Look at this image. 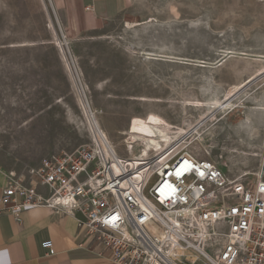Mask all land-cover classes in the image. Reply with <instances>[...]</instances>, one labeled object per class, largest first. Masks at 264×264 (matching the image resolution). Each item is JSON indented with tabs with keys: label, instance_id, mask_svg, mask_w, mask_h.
I'll return each instance as SVG.
<instances>
[{
	"label": "rangeland",
	"instance_id": "rangeland-1",
	"mask_svg": "<svg viewBox=\"0 0 264 264\" xmlns=\"http://www.w3.org/2000/svg\"><path fill=\"white\" fill-rule=\"evenodd\" d=\"M172 2L180 22L170 19ZM246 3L138 0L104 31L71 41L49 0H0V168L22 178L45 158L90 144L83 108L125 156L132 142L120 132L179 133L198 117L196 106L215 93L222 98L219 107H228L217 114V147L198 141L185 147L216 161L230 177L255 182L264 166V32L249 33L258 26L242 16L251 12ZM198 18L207 29L187 24ZM150 19L156 21L137 28L138 39L148 50L166 46L168 55L146 64L125 29ZM144 96L151 101H140ZM247 125L256 127L257 138L248 140ZM247 141L261 142L259 162L248 161L236 178L223 159L243 164ZM155 182L150 179L146 195Z\"/></svg>",
	"mask_w": 264,
	"mask_h": 264
},
{
	"label": "built area",
	"instance_id": "built-area-1",
	"mask_svg": "<svg viewBox=\"0 0 264 264\" xmlns=\"http://www.w3.org/2000/svg\"><path fill=\"white\" fill-rule=\"evenodd\" d=\"M95 126L97 141L31 169L33 185L9 176L0 216L79 212L78 227L110 252L111 264H264V181L232 178L187 147L122 156Z\"/></svg>",
	"mask_w": 264,
	"mask_h": 264
},
{
	"label": "crops",
	"instance_id": "crops-1",
	"mask_svg": "<svg viewBox=\"0 0 264 264\" xmlns=\"http://www.w3.org/2000/svg\"><path fill=\"white\" fill-rule=\"evenodd\" d=\"M58 16L62 35L68 40H83L104 31L110 23L127 16L138 0H49ZM245 5V4H244ZM249 24L264 32V0H248ZM244 24H247L244 22ZM33 185L29 174L21 178ZM12 179L0 168V196ZM38 192L44 188L38 187ZM79 212L73 215L54 214L48 208H28L17 216H0V264H111L110 252L92 243ZM51 241L52 248L42 243Z\"/></svg>",
	"mask_w": 264,
	"mask_h": 264
},
{
	"label": "bare ground",
	"instance_id": "bare-ground-1",
	"mask_svg": "<svg viewBox=\"0 0 264 264\" xmlns=\"http://www.w3.org/2000/svg\"><path fill=\"white\" fill-rule=\"evenodd\" d=\"M172 4H173V2H172ZM169 10L171 13L170 19L173 21H176V22L177 21L180 22L181 17L179 15V11H177L178 9L176 10L174 8V4L170 5ZM200 19L198 18L196 20L187 21V24L194 31H199L200 29H207V26L204 27L203 23ZM153 21H156V20L150 19L149 21L141 22V23H139L140 22L139 21L138 22L139 24L130 23L132 25L128 24L126 29H125V32H126L125 35H131L132 39L134 38L131 42V44L133 45V50L136 51L138 54H141L144 57L143 62L146 64L149 63L150 58L152 56H159V55L160 56H163V55L166 56V55H168L166 50H163V48L166 46L159 47V46L153 45L155 50H148V49H146L145 45H143L138 39L139 38L138 37L139 31L137 28L140 26H144L147 23H150ZM161 24H162V22H161ZM215 60L216 59L210 60V61L214 62ZM210 64L212 65L213 63L210 62ZM240 72H242V71H240ZM254 73L255 72H253V74ZM231 92L232 91L225 93L223 97H225V98L229 97V94ZM212 94H214L215 98L205 100L204 104L203 103L198 104L196 106V110L198 111V117H196L193 121H191V123L187 129L182 130L179 133L163 132L160 134H154V133H146V132L141 131V130H135V131H130V132H128V131L120 132L119 134L121 136L125 137L126 141L129 140L130 142H132V143H129L127 145V148H125L126 153L127 152L130 153V156H129L130 158L134 157L136 154L133 150H134V147H137L138 149L144 151L145 156H147V157L154 155V154H160V152H163L164 150H167V151L171 150V152H172L171 154L174 155L179 150H181L182 147L188 146L191 143H194V141H198V142H202V143L204 142L205 144H207L208 142H212L209 147L206 145L207 148H211V149L216 148L217 142H218L217 140L220 138L218 136L216 130H215V127L217 125V123H215L217 120V114L219 112H222L223 110H225V108L227 109L228 107L223 105L220 108L219 106L222 103V98L221 97L219 98L218 95L215 93H212ZM140 101L149 102V101H151V99L149 97L144 96V97L140 98ZM82 111H83L84 117H85V123H83L82 125L84 126V128L87 127L89 130L88 132H89L90 144H92L93 141H97L96 126H95V124H96L100 130V133L106 138V140L109 142V144L114 149H116L117 145L109 138L108 134L100 126L97 119L94 118V116L92 115V118L94 120V124H92V121H91L89 115L86 114V111L84 108L82 109ZM204 128H206V130H204ZM245 132H246V135L248 137V140L253 139V138H257L259 135L258 131L254 125H247ZM205 135H207V138L209 141H205V138H204ZM225 138H228V135L225 136ZM228 140L232 141L230 138ZM246 146L249 148L248 150L246 148L241 149L242 150L241 160L244 162L243 164H241V162H240V164H238V162H237L238 160L235 161L232 159H227V160L223 159V161L225 162L224 167L227 169V171L229 172L230 175H232L236 178L240 177L239 174H236L237 172H239V171L241 173L243 172L242 168H240V167L243 166L244 164L247 165L249 163L248 161H253L254 163H256V165H258V162H259V160H258L259 152L262 149L261 148V146H262L261 142L260 141H258V142L247 141ZM211 152H210V154H211ZM249 167H250V165H249ZM254 169H257V168L255 167ZM258 170H259V177L254 181L255 182L264 181V166L262 168H258ZM248 175H249V173H245L242 176H248ZM11 176H13V175H11Z\"/></svg>",
	"mask_w": 264,
	"mask_h": 264
}]
</instances>
